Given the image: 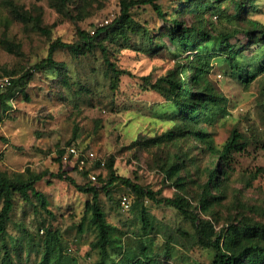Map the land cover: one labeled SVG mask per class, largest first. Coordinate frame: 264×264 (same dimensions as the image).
Returning <instances> with one entry per match:
<instances>
[{"label": "rangeland", "instance_id": "1", "mask_svg": "<svg viewBox=\"0 0 264 264\" xmlns=\"http://www.w3.org/2000/svg\"><path fill=\"white\" fill-rule=\"evenodd\" d=\"M57 1L0 0V79H18L47 56L55 39L71 41L77 28L90 32L110 24L120 12V0H67L59 7ZM183 1L159 3L170 16ZM257 4L259 11H250L249 18L264 23V0H257ZM221 7L222 17L217 19L213 9L188 10L195 21L211 22L215 32L248 27L247 16L232 23L224 18H235L231 1ZM130 13L134 30L112 27L100 40L115 66L128 71L114 89L101 47L95 45L77 55L56 49L53 58L65 65V76L53 68L32 70L23 86L0 105V169L19 177L47 171L35 187L45 195L50 211L43 210L35 198L24 202L15 195L5 239L7 256L0 254L4 264H40L43 241L53 233L59 238L54 248L61 255L49 264H125L131 255L140 264L211 261L213 251L197 244L191 223L173 207L145 200L146 215L154 229L144 234L140 206L133 203L125 209L120 203L119 197L128 193L120 183L109 188L111 199L100 191L106 220L116 227V240L107 247L105 256L100 254L95 245L97 229L84 212L90 195L67 180L50 176L62 170L54 161L58 149L74 143L80 148L87 146L106 162L94 170L100 177L92 183L97 187L108 177L107 164L112 158L116 175L159 190L160 196L182 194L197 203L207 179L206 169L215 166V159L200 150L194 139L154 144L151 139L172 125L171 107L155 91L142 89V76L150 74L154 79L186 54L176 58L165 47L156 46L162 42L165 23L150 6H135ZM137 26L139 32L135 31ZM245 42L242 32L229 40L236 48ZM263 63L261 52L253 48L244 49L234 64L219 52L212 61L209 80L225 101L213 121H202L197 127L210 133L218 146L237 129L245 145L234 155L222 190L213 192L216 196L223 193L222 198L206 212L196 210L216 230L241 217L264 222V73L249 84L239 78L240 69L256 72ZM176 160L178 174L167 177L165 168ZM70 168L66 167V174L83 185L87 180ZM141 247H145L144 253Z\"/></svg>", "mask_w": 264, "mask_h": 264}, {"label": "trees", "instance_id": "2", "mask_svg": "<svg viewBox=\"0 0 264 264\" xmlns=\"http://www.w3.org/2000/svg\"><path fill=\"white\" fill-rule=\"evenodd\" d=\"M67 0H58L64 3ZM231 1V7L235 10V18L224 17L229 22L236 19H244L247 16L248 27L242 31L232 30L231 32H215L212 30L211 22L201 20L195 21L193 16L189 15L190 7L198 10H212L215 19L222 17L221 4ZM58 3V4H57ZM148 5L164 21V30L162 31V42L156 43V46L165 47L174 57L186 54L181 60H176L164 74L151 78L150 74L142 76L144 80L142 89L155 91L170 104L172 112V125L167 130L153 137L151 140L154 144L164 142H173L181 138L186 140L194 139L199 143L200 150L208 152L215 159V166L206 169L207 179L196 198L194 204L190 199L182 194H176L172 197L160 196L159 190H153L151 187L142 186L132 181L128 177L116 175L113 169V159L110 158L107 167L109 168L108 177L105 182L97 187L92 183L100 180L98 174L94 179L90 178V173L100 168V158L93 161H86L82 169L74 166L70 169L78 172L87 181L83 185L77 184L75 180L66 174L68 163L62 161L64 147L58 149L54 161L58 163L61 171L50 173V176L67 180L74 185L77 190L90 195L85 201V214H89L97 229V238L95 241L99 253H107V247L116 240L114 237L113 227L106 220V214L100 203V191L111 199L109 188L115 183H120L128 193H123L130 198V207L134 203L140 206V219L142 223L141 230L148 234L154 229L146 215L144 201L149 200L154 204H163L173 207L183 217L189 221L194 228L195 239L197 244L210 248L213 251L212 259L207 264H264V222L254 220L248 217H241L234 222L229 223L226 227L219 230L215 229L213 223L205 218L200 217L196 210L200 209L206 212L216 200L222 198L223 193L219 196L214 195V191H221L223 182L228 177L227 170L232 169L235 162V154L244 150L245 145L242 141V134L233 129L229 137L220 146L214 143L210 133H207L199 123L213 121L223 108L225 98L215 90L213 83L209 80V74L212 68V61L216 54L222 53L224 58L232 64L238 62L244 49L253 48L261 52L264 58V23L249 18L250 11H259L257 0H185L182 5H177L180 9L168 16L159 3V0H120V12L116 18L107 25L95 27L91 31L76 29L75 36L71 41H62L55 39L48 48L47 56L35 63L31 70L20 76L18 79H8L9 83L0 86V105L5 104L6 98L20 86H23L25 79L30 77L32 70H46L53 68L65 76V65L53 58V52L56 49H65L71 54H80L91 51L95 45L101 47L104 53V62L110 71L111 87L114 89L123 74H128L124 69H118L114 62L106 55V49L100 40L104 39L112 27H118L120 30L124 26L127 30H134L132 23L131 10L135 6ZM15 11V9H13ZM16 14H19L16 12ZM23 16L22 14H20ZM139 26L135 31L140 30ZM120 31V32H123ZM246 38V42L241 47H234L229 40L241 33ZM152 43V39H150ZM161 44V46L159 45ZM215 50V51H214ZM218 51V52H216ZM239 78L242 82L252 83L258 75L264 73V63L259 66L256 72H247L240 69ZM1 78L0 80H3ZM74 138V137H73ZM72 141H75L72 139ZM78 148L79 145H77ZM81 152L89 151L87 146L80 148ZM179 156H175L177 159ZM106 165V162H104ZM103 165V166H104ZM179 171V160L172 161L165 168L167 177L176 176ZM47 171L33 173L27 177L11 176L0 169V254L3 252V258L7 256V225L11 219L14 210L15 195L27 202L32 198L37 199L43 210L50 214L47 209L45 195L35 187V184L46 176ZM180 178V177H179ZM48 183L50 181H47ZM81 225L79 231L81 232ZM59 238L53 233L43 242V253L40 264H49L59 259L61 253L59 249L54 248L58 244ZM143 253L145 247H141ZM124 252H122L123 254ZM136 256L131 255L125 264H140L139 260H134ZM134 260V261H133ZM137 262V263H136ZM0 264H4L0 261ZM99 264H104L100 261ZM114 264V263H112ZM205 264V263H198Z\"/></svg>", "mask_w": 264, "mask_h": 264}, {"label": "built area", "instance_id": "3", "mask_svg": "<svg viewBox=\"0 0 264 264\" xmlns=\"http://www.w3.org/2000/svg\"><path fill=\"white\" fill-rule=\"evenodd\" d=\"M91 33H93V31H91ZM5 83H9L7 78L0 80V86H3ZM95 159H97V157L93 151L89 150L83 153L81 152V149L78 148L74 143H70L65 146L64 152L62 154V161L64 163H68L69 167L71 168L77 166L78 169H82L86 161H93ZM100 165H104L103 160H100ZM89 175L91 179L95 178V175L92 172ZM120 203L123 208L127 209L130 207V198L126 195H123L120 199Z\"/></svg>", "mask_w": 264, "mask_h": 264}]
</instances>
